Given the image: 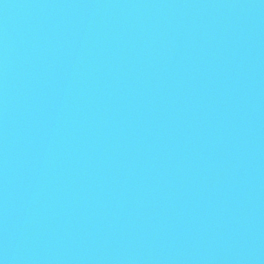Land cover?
Wrapping results in <instances>:
<instances>
[{"label":"water","instance_id":"obj_1","mask_svg":"<svg viewBox=\"0 0 264 264\" xmlns=\"http://www.w3.org/2000/svg\"><path fill=\"white\" fill-rule=\"evenodd\" d=\"M0 264H264V0H0Z\"/></svg>","mask_w":264,"mask_h":264}]
</instances>
